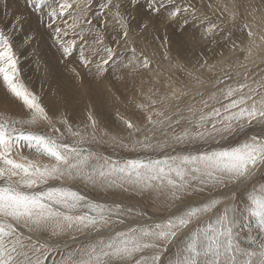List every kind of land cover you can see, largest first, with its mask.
<instances>
[{
  "label": "snow or ice",
  "instance_id": "obj_1",
  "mask_svg": "<svg viewBox=\"0 0 264 264\" xmlns=\"http://www.w3.org/2000/svg\"><path fill=\"white\" fill-rule=\"evenodd\" d=\"M25 5L62 58L75 54L95 77L103 79L115 65L116 78L123 80L151 66L135 47L126 63L116 64L121 41L131 42L127 6L139 7L137 0H25ZM0 6V88L24 113L19 118L0 113V264H47L51 242L79 236L88 239L69 247L60 264H264V127L246 131L254 122L264 125V78L233 79L222 70L206 80L189 72L200 91L173 88L157 99L152 89L141 90L136 107L143 123L121 117L130 136L140 134L131 142L133 150L208 140L216 146L163 159L112 160L83 147L88 130L95 139L98 128L91 110L74 127L23 80L17 48L31 46L36 30L25 32L17 45L15 32L28 18L11 12L8 0ZM148 11L184 31L191 17L202 40L223 32L219 23L198 15L191 0H149ZM236 15L230 13L233 20ZM110 25L116 37L108 35ZM147 27L144 23L141 31ZM243 28L252 41V26ZM157 38L167 57V35ZM183 97H189L183 107L173 106ZM111 140L123 143V137ZM77 184L156 194L169 211L153 219L135 205L92 198Z\"/></svg>",
  "mask_w": 264,
  "mask_h": 264
},
{
  "label": "rangeland",
  "instance_id": "obj_2",
  "mask_svg": "<svg viewBox=\"0 0 264 264\" xmlns=\"http://www.w3.org/2000/svg\"><path fill=\"white\" fill-rule=\"evenodd\" d=\"M177 2L179 3L180 0ZM137 3L139 7L127 6L129 26L132 29L131 42L125 45L121 41L120 50L118 49L120 55L116 64L121 61L126 63L131 58V48L135 47L137 54L142 51L150 59L151 66L147 70L125 75L124 80H120L116 78L119 73L115 65L103 79H100L95 77L93 72L82 68L75 54L66 59L62 58L61 52L49 37L46 28L38 24L36 16L32 15L26 7L25 0H8V9L11 12L24 14L28 18L24 29L15 32L17 45L22 42L25 32L36 30L33 34L37 35V39L31 46L17 48L23 80L42 96L46 106L55 112L66 114L74 127L82 126L91 110L98 121V128L95 139H92L91 129L88 130L87 142L83 147L112 160L163 159L167 155H177L196 149L205 150L216 146V140H208L191 144L169 142L164 147L149 150L136 147L133 150L131 142L135 138H140V134L130 136L121 117L143 123V115L136 107V104L141 101V90L152 89L157 99L167 96L173 88L200 91L201 88L194 84L189 72L199 74L206 80L210 77L214 79L222 70L228 71L233 79H241L244 76H247L249 80L264 78V40H261L264 36V0H191L198 15H207L219 23L224 31L217 33L214 39L208 40L201 39L199 27L196 22H191V17H189L190 24L184 31L174 22L165 23L162 18L151 16L148 11L149 0H137ZM230 13H237L234 20ZM3 23V9L0 6V24ZM144 23H147L148 27L141 31ZM244 24L252 26L255 34L252 41L248 39L247 30L243 28ZM229 33L230 37L226 38ZM108 35L117 36L116 30L111 25L108 28ZM162 35H167L169 40L166 46L167 57L164 54L165 49L161 47L160 39L157 38L163 37ZM253 43L258 46L251 47L249 52L250 45ZM213 65L215 71H210L209 66ZM72 68L80 73L78 78L72 73ZM188 100L189 97H183L180 101H173V106L179 103L183 107ZM0 113H8L16 118L24 114L19 104L3 88H0ZM262 127L264 125L254 122L253 126L246 131L258 133ZM113 136L123 137V143L113 144L111 140ZM68 139L71 141L73 138ZM157 139L162 140L163 137L157 134ZM225 142L220 141V143ZM75 186L92 198L135 205L153 219H159L167 215L169 211L164 199L156 194L140 195L122 192L119 189L101 191L83 184ZM201 198L197 197V199ZM87 239V236H79L73 241L63 237L51 242L54 246L50 248L47 264H53V262L60 264L69 247L83 244Z\"/></svg>",
  "mask_w": 264,
  "mask_h": 264
},
{
  "label": "bare ground",
  "instance_id": "obj_3",
  "mask_svg": "<svg viewBox=\"0 0 264 264\" xmlns=\"http://www.w3.org/2000/svg\"><path fill=\"white\" fill-rule=\"evenodd\" d=\"M205 5V4H204ZM11 6V5H10ZM206 8V7H205ZM203 9V8H202ZM198 14V13H197ZM158 24V23H157ZM193 25V24H192ZM156 27V26H155ZM227 29V28H226ZM32 31V30H31ZM231 31V30H230ZM238 31V30H237ZM154 32V31H153ZM224 32V31H223ZM242 32V31H241ZM45 34V33H44ZM155 34V33H154ZM18 36V35H17ZM163 36V35H162ZM154 37V36H153ZM17 38V37H16ZM20 38H21V35H20ZM154 39V38H153ZM175 39V38H174ZM22 40V39H21ZM19 41V40H18ZM136 41V40H135ZM40 46V45H39ZM41 47V46H40ZM47 47V46H46ZM48 48V47H47ZM169 48V47H168ZM46 49V48H45ZM182 49V48H181ZM36 50V49H35ZM120 50V49H119ZM18 51V50H17ZM48 51V50H47ZM180 51V50H179ZM183 51V50H182ZM24 53V52H23ZM40 53V52H39ZM42 53V52H41ZM47 53V52H46ZM140 53V52H139ZM41 55V54H40ZM42 56H43V54H42ZM47 56V55H46ZM30 62V61H29ZM193 63V62H192ZM28 64V63H27ZM157 64V63H156ZM30 66V65H29ZM190 67V66H189ZM129 77V76H128ZM149 77V76H148ZM124 80V79H123ZM135 82V81H134ZM132 91V90H131ZM87 94H89V93H87ZM117 97V96H116ZM130 98V97H129ZM93 99V98H92ZM98 101V100H97ZM101 101V100H100ZM92 103H94V102H92ZM133 104V103H132ZM100 105V104H99ZM122 107V106H121ZM85 108V107H84ZM103 108V107H102ZM116 108V107H115ZM85 113H86V111H85ZM101 114V113H100ZM107 114V113H106ZM127 115H129V114H127ZM114 117V116H113ZM109 120V119H108ZM113 125V124H112ZM111 135V134H110ZM214 141V140H213ZM114 144V143H113ZM116 148V147H115ZM110 199V198H109ZM155 211V210H154ZM64 251V250H63ZM52 257V256H51Z\"/></svg>",
  "mask_w": 264,
  "mask_h": 264
}]
</instances>
